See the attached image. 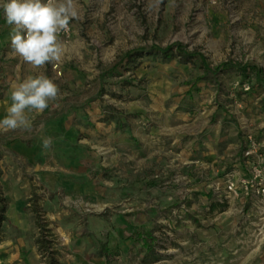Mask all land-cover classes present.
Here are the masks:
<instances>
[{"label":"rangeland","instance_id":"374dc122","mask_svg":"<svg viewBox=\"0 0 264 264\" xmlns=\"http://www.w3.org/2000/svg\"><path fill=\"white\" fill-rule=\"evenodd\" d=\"M77 8L61 59L35 70L58 99L0 132L1 264H264V0ZM10 33L0 8V118L33 74ZM174 42L194 56L154 48Z\"/></svg>","mask_w":264,"mask_h":264},{"label":"clouds","instance_id":"9594fccd","mask_svg":"<svg viewBox=\"0 0 264 264\" xmlns=\"http://www.w3.org/2000/svg\"><path fill=\"white\" fill-rule=\"evenodd\" d=\"M0 8L11 26V49L33 69V74L11 85L10 103L0 118V132L31 131L26 111L43 113L60 94L52 79L35 70L61 59L63 45L59 34L67 32L70 22L78 18L77 0H0ZM41 139L43 148L51 147V136Z\"/></svg>","mask_w":264,"mask_h":264},{"label":"trees","instance_id":"16d2710c","mask_svg":"<svg viewBox=\"0 0 264 264\" xmlns=\"http://www.w3.org/2000/svg\"><path fill=\"white\" fill-rule=\"evenodd\" d=\"M154 48L164 56L169 55V53L173 49H175V51L178 53V55H183L184 57H187L188 59H190L194 56L193 53L186 52L184 50V48L182 47V44L180 42H174L173 44H171L167 47H164V48H161V47H154ZM140 53H142V50H140V49L133 50L132 52L127 53L126 57L129 58V57H132L134 55L138 56V55H140ZM229 66H233V63L232 62H224L221 65L214 67L213 70L218 71L221 68H226ZM203 67L207 70L210 69L205 63H203ZM248 68H249V66H242V67H239L238 69H240L243 73H246ZM254 73H255L256 79H258L259 78V71L255 70ZM0 175H1V171H0ZM7 203H8L7 199L3 196L1 189H0V236L2 233V224L6 220Z\"/></svg>","mask_w":264,"mask_h":264},{"label":"built area","instance_id":"2783aa9c","mask_svg":"<svg viewBox=\"0 0 264 264\" xmlns=\"http://www.w3.org/2000/svg\"><path fill=\"white\" fill-rule=\"evenodd\" d=\"M59 35L65 39H68L70 36V27H69V30L67 32L60 33ZM249 151L250 150H248L246 153L250 154ZM256 176H259L258 172L256 173ZM242 183H243L244 193L246 195L249 194V191L252 192V190H254V189L259 190L260 185H262L260 182H253V180H251V179H244V180H242ZM262 188L264 190V187H262ZM227 189L231 192L234 191L232 182H229V184L227 185ZM0 264H1V262H0Z\"/></svg>","mask_w":264,"mask_h":264}]
</instances>
